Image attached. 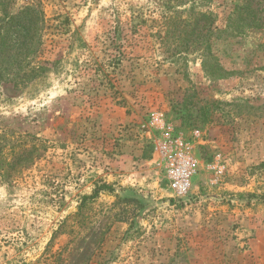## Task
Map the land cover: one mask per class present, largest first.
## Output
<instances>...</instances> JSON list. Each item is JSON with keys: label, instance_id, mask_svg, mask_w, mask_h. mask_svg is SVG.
<instances>
[{"label": "rangeland", "instance_id": "1", "mask_svg": "<svg viewBox=\"0 0 264 264\" xmlns=\"http://www.w3.org/2000/svg\"><path fill=\"white\" fill-rule=\"evenodd\" d=\"M1 1L43 11L46 72L22 90L0 83V131L37 155L0 184V264H264V53L218 79L193 46L174 54L183 36L164 19L182 26L191 2ZM196 7L221 27L229 5ZM162 122L196 162L183 196L158 153ZM130 196L146 210L126 233Z\"/></svg>", "mask_w": 264, "mask_h": 264}, {"label": "trees", "instance_id": "2", "mask_svg": "<svg viewBox=\"0 0 264 264\" xmlns=\"http://www.w3.org/2000/svg\"><path fill=\"white\" fill-rule=\"evenodd\" d=\"M202 1L162 0L167 7L191 2L182 26H178V16L173 18L169 14L164 19L168 20L169 32L183 36L174 54L187 52L193 46L201 52L203 71L214 79L251 74L258 68L256 59L264 53V41H261L264 13L261 14L254 0H228V12L219 27L211 10L203 12L196 7ZM7 4L0 2V83H10L15 90H22L46 72V63L36 58L42 44L44 14L34 5L11 11ZM24 138L10 130L0 131V184H10L37 156L34 149L22 145ZM102 189L112 190L104 183L97 191ZM121 202L122 219L129 222L128 233L135 225V216L145 212L146 204L133 196L123 197Z\"/></svg>", "mask_w": 264, "mask_h": 264}, {"label": "built area", "instance_id": "3", "mask_svg": "<svg viewBox=\"0 0 264 264\" xmlns=\"http://www.w3.org/2000/svg\"><path fill=\"white\" fill-rule=\"evenodd\" d=\"M161 128L164 135L158 153L164 162V173L175 195L183 196L196 169L195 159L190 153L191 145L182 136L174 135L170 125L162 122Z\"/></svg>", "mask_w": 264, "mask_h": 264}]
</instances>
